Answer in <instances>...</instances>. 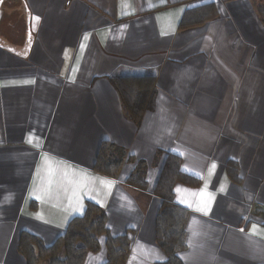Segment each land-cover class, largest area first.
Segmentation results:
<instances>
[{
	"label": "crops",
	"instance_id": "crops-1",
	"mask_svg": "<svg viewBox=\"0 0 264 264\" xmlns=\"http://www.w3.org/2000/svg\"><path fill=\"white\" fill-rule=\"evenodd\" d=\"M137 75L157 76L139 127L109 80ZM106 141L132 157L115 178L95 171ZM168 155L199 181L175 188L183 264H264V0H0V264H27L23 234L51 246L89 204L131 232L125 264L165 262ZM141 161L146 190L126 183Z\"/></svg>",
	"mask_w": 264,
	"mask_h": 264
},
{
	"label": "trees",
	"instance_id": "trees-1",
	"mask_svg": "<svg viewBox=\"0 0 264 264\" xmlns=\"http://www.w3.org/2000/svg\"><path fill=\"white\" fill-rule=\"evenodd\" d=\"M109 80L120 97L126 117L139 127L146 113L154 110L157 76H116ZM131 160L132 157L126 149L106 141L100 147L95 171L115 178L120 174L124 163ZM182 164L180 157L168 155L154 191V195L163 202L156 221V242L166 256V261L158 264H183L181 253L185 249V229L189 212L175 203V188L178 185L196 187L199 181L185 173ZM147 170L146 163L139 162L126 183L134 188L146 190ZM257 213H260L259 209ZM82 225L88 227L81 229ZM79 238L82 240L83 248L74 251L71 255L66 254L63 259L56 256L57 252L61 251L62 245L70 250L71 243L68 240H79ZM131 244L130 231L123 236L114 237L107 227L103 211L89 204L85 214L74 219L65 234L51 246H46L37 237L23 234L18 243V250L27 264H37V261L43 258H50L49 264H84L89 254H97L102 249L107 256L105 264H125L131 251Z\"/></svg>",
	"mask_w": 264,
	"mask_h": 264
},
{
	"label": "rangeland",
	"instance_id": "rangeland-1",
	"mask_svg": "<svg viewBox=\"0 0 264 264\" xmlns=\"http://www.w3.org/2000/svg\"><path fill=\"white\" fill-rule=\"evenodd\" d=\"M20 25H18V27H19ZM20 33L22 34V35H24L25 34V31H23V30H20ZM83 227L81 228V229H83L84 227L86 228V227H88V225H82ZM69 241V243H71V246H69V249L70 250H68V249H66L65 247H64V245H62V247H61V251H59V252H57L58 253V255H56L58 258H61V259H63L64 257H65V255L66 254H72L74 251H77L78 249H80V248H83V244H82V240L79 238V240H75V239H71V240H68ZM104 242V241H103ZM38 254V253H37ZM47 257V256H46ZM50 258H43L42 260H38L37 262V264H49V262H50Z\"/></svg>",
	"mask_w": 264,
	"mask_h": 264
},
{
	"label": "snow or ice",
	"instance_id": "snow-or-ice-1",
	"mask_svg": "<svg viewBox=\"0 0 264 264\" xmlns=\"http://www.w3.org/2000/svg\"><path fill=\"white\" fill-rule=\"evenodd\" d=\"M197 210H200V209H197ZM205 211H206V209H205ZM254 227V229H255V226H253ZM253 234H255L254 232H253Z\"/></svg>",
	"mask_w": 264,
	"mask_h": 264
}]
</instances>
